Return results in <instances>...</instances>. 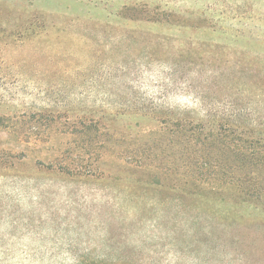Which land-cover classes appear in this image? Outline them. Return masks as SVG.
<instances>
[{"label":"rangeland","instance_id":"obj_1","mask_svg":"<svg viewBox=\"0 0 264 264\" xmlns=\"http://www.w3.org/2000/svg\"><path fill=\"white\" fill-rule=\"evenodd\" d=\"M173 116L264 136V0H0V264H264V192L189 187Z\"/></svg>","mask_w":264,"mask_h":264},{"label":"trees","instance_id":"obj_2","mask_svg":"<svg viewBox=\"0 0 264 264\" xmlns=\"http://www.w3.org/2000/svg\"><path fill=\"white\" fill-rule=\"evenodd\" d=\"M121 14L126 18H140L148 22H162L165 20L164 17L159 15L137 17L133 14L126 15L123 12ZM160 123H164L162 125L165 130L167 126L169 127L168 134L170 137L175 134L178 135L183 141V145L187 147L185 149V168L188 175L185 183L189 187L196 186L195 182L199 181L198 184L203 187L206 186L207 188L204 189H208L210 193L214 192L215 185L232 189L238 196L243 197L253 196V192H264V183L258 184L264 179H256V177L264 175L263 135H258L255 139L230 135L226 131L231 130V127L235 128V126L226 125L222 119L214 117L206 120H195L188 116H173L171 119H168V117L162 118ZM167 123H170V126ZM206 123L209 125L205 126ZM212 148L214 153L219 151L220 154L217 155L224 158L212 160L210 157ZM69 165L68 163L65 167ZM251 180L257 182L253 187L248 185ZM188 193L189 195H198V192L192 189H189Z\"/></svg>","mask_w":264,"mask_h":264}]
</instances>
